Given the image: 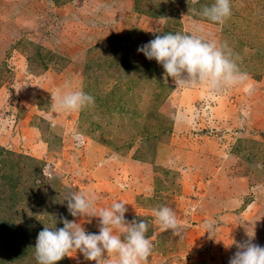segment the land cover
Returning <instances> with one entry per match:
<instances>
[{
    "label": "rangeland",
    "instance_id": "374dc122",
    "mask_svg": "<svg viewBox=\"0 0 264 264\" xmlns=\"http://www.w3.org/2000/svg\"><path fill=\"white\" fill-rule=\"evenodd\" d=\"M213 2L0 0V264H35L53 217L98 232L97 217L69 215L74 192L94 194L97 214L122 201L127 221L145 220L148 264H228L247 232L264 247V0H231L223 25L199 15ZM168 32L226 43L247 80L177 86L137 52ZM66 84L94 104L55 109ZM160 205L180 235L153 222ZM69 256L57 264H95Z\"/></svg>",
    "mask_w": 264,
    "mask_h": 264
},
{
    "label": "clouds",
    "instance_id": "9594fccd",
    "mask_svg": "<svg viewBox=\"0 0 264 264\" xmlns=\"http://www.w3.org/2000/svg\"><path fill=\"white\" fill-rule=\"evenodd\" d=\"M232 14L231 0H214L202 6L199 13L207 21L223 25ZM160 32V31H157ZM149 61L155 60L164 69L165 78L171 77L177 86L204 85L213 93L226 91L247 80L233 58L226 43L217 44L199 35L168 32L157 34L148 43L138 47ZM65 91L51 95L55 109L63 112L81 111L93 105L95 99L82 89L73 90L70 84ZM80 139L79 136L76 137ZM72 217L91 215L99 219L98 232H87L81 223L61 216L53 217V226H44L38 233L34 249L35 264H57L70 253H81L86 261L95 264H148L153 245L146 235L149 225L145 220L125 219L126 204L117 201L96 213V197L90 193H71L66 199ZM154 223L163 231L178 236L179 222L173 208L160 205L153 210ZM61 223L63 227L57 228ZM204 227L211 237L215 232L214 221ZM247 239L233 243L237 251L228 264H264V247L253 243L254 235L247 232ZM229 246V247H230Z\"/></svg>",
    "mask_w": 264,
    "mask_h": 264
}]
</instances>
